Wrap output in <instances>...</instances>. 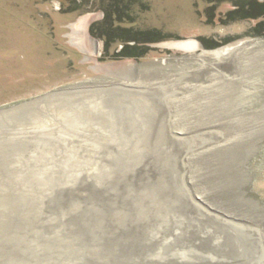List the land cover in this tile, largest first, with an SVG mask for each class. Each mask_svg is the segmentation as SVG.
<instances>
[{"label":"rangeland","instance_id":"rangeland-1","mask_svg":"<svg viewBox=\"0 0 264 264\" xmlns=\"http://www.w3.org/2000/svg\"><path fill=\"white\" fill-rule=\"evenodd\" d=\"M253 3H256V0H117V6L113 8L109 6V0H0V52H5L4 54L0 53V100L4 102V104H0V117L12 116L11 121H0V137L4 134L7 135L12 129H16L14 140L22 141L25 146L22 152L10 154L4 159V161L7 159L6 162L2 161L6 165L8 164V167L5 166V171L0 169V179H3L0 180V188L3 193H0V197H7L9 203L15 200L20 206L17 205L16 214L10 216V210L5 213L6 209H2L0 206V222L10 220L12 225L10 236L16 238V241L9 242L11 244L15 241L16 243L11 246L12 252L6 258H2L0 264H122L124 252L119 249L121 246L118 248L119 242L124 243L127 239L131 240V235L142 233L144 228L139 223L140 221H135V223L133 221L136 219L138 211L141 210L147 214L145 210L150 202L149 198L145 199V196L148 197L147 195L151 194V191L148 190H156V188L158 190L159 186L164 183L169 192L166 190L168 193H165L164 196L159 195L161 196L160 200L170 199L177 210L176 208L175 210L171 209L169 214L173 217L176 216L175 219H179L182 223H187L189 227L192 226L188 229L189 234L187 233L186 236L190 242L196 240L190 234L195 225L200 229L197 230L198 233H201L204 238L205 234L214 231L216 236H208L215 237L213 241L221 242L223 239H230L228 235L229 232L232 233V228L228 225L235 226L236 223L216 217L219 221L221 220L220 225H222L219 227L218 221L216 222L208 215L214 216L215 214L212 212L218 214L219 217L227 215L230 218L256 220L264 225V133L256 138L241 141L235 149L227 148V150L217 152L218 154L215 153L214 156L211 155L207 158L212 152L208 149V146L211 145H204V147L192 150L203 146L204 143L199 141L198 131H189L185 137L182 136L178 139L180 142L186 140L190 144H188L189 147L184 148L187 151V154H184L183 151L178 152L177 147L172 146L171 137L169 139L168 136L164 137L165 133L158 130L159 128L162 130L164 125L163 115L158 112L160 111L159 106L165 102L168 103V95H159V92L150 95L149 90H139L142 91L138 94L139 96L127 95L125 93L127 90L119 89L121 92L119 96L123 97L122 100L118 99L119 103L113 102V105H108L107 109L101 108L99 104L96 108L90 109H95L97 113L103 111L104 115H101L100 119L106 118L108 123L110 122V127L114 126L113 129H108V125L104 126L103 123L91 124L93 117L88 114L92 119L82 126L83 130L73 126L74 128L67 132L62 131L65 129L62 128V125L74 113L68 117L66 112L61 113L60 109L64 105V109L69 108L66 104L72 100H62V103L59 102L55 106L54 103L59 100L56 99L54 102L53 98L48 97L51 94L57 96L62 92H66L62 95H77L84 90H88L86 91L87 95H92L97 88L110 89L108 84L111 81L128 78L132 73L133 76L137 75L138 69L141 74H149L151 78L161 81L169 80L172 76L181 77L186 69L199 67L197 65L199 56L198 53L191 55L187 50L181 51L169 46L178 41L196 39L201 43L203 49L205 47L209 50L245 39L264 42L258 38L262 35L252 33L258 20L243 21L245 18H252V14L257 13L252 9ZM238 6L242 13L237 16L232 13ZM112 12L114 14L115 12L121 13L120 21L118 16L113 18L116 19L112 21L115 27L131 31L126 34L120 31L116 33L121 34L122 37L124 35V37L139 39L130 44H134L133 46L137 48L135 53H141L140 57L132 56L134 53H128V56H118L124 49V43L120 39L115 38L112 43L108 44L105 38L94 35L92 32V27L99 29L100 32L103 31L108 15ZM94 24L97 26H93ZM215 41H223V43L218 44ZM87 43H90L88 47H86ZM96 43L99 45V51L96 49ZM165 60L168 62L165 63ZM130 70L132 73L129 72ZM246 78V86L237 89L234 94L235 97H238L235 99L241 103V106L238 107V110H232L227 116H218V120L224 117L232 118L242 114L264 111V68L252 72ZM173 81L174 79L170 83L172 84ZM71 90H73L72 93ZM129 91L130 93L136 92L134 89H128ZM41 100L47 101L42 103ZM37 101L38 103L41 101V105H36ZM24 104L28 106L26 108L29 110L46 111V113L40 114V117L30 114V111L26 110L19 115L12 113L14 108L20 109ZM33 105L37 107H31ZM170 106L168 109L171 118L168 120L173 121L172 106ZM126 109H128L127 112L131 111L133 114L144 116L145 120L142 119L144 128L149 123L148 120L151 119L150 125L144 130L149 134L146 140L151 141L149 142L151 144H160L161 142L163 146L146 147L142 142L144 138H147L145 137L147 135L133 136L126 133L122 138L129 140L127 141L130 145H128L129 148L128 146L125 148L123 145L122 148L121 145L114 144L115 138L122 133L117 126L120 123L119 116ZM120 112L122 113L119 115ZM128 114L133 118V114ZM17 117L28 118L29 123L19 122ZM180 118L182 120L183 117L180 116ZM191 118L193 119V117ZM52 120H58V124L61 123L59 131L54 130L55 126L49 128L54 123L51 122ZM34 121L39 122L34 123ZM141 121L136 127H140ZM14 122L15 125H13ZM153 126H157L154 129L157 133L154 132V135L152 133L154 130L151 131ZM202 129L207 130L208 127ZM159 133L164 135L159 137ZM196 138H198V143H195ZM49 142L54 145L47 147L46 143ZM8 150L10 148L5 151ZM127 150L131 151L128 153ZM205 150L207 152L204 153ZM141 151H144L143 157H141L144 158V164L139 167H132L131 162L133 161L129 162V165L126 164L127 162H124L122 166L121 164L114 165L115 163H113L114 166L109 165L108 159L114 155H116L114 160L121 161L124 156L126 158L131 153L140 156L142 155ZM195 153H199V156H192ZM203 154L206 157H202ZM132 156L134 155L132 154ZM161 156H164V159ZM154 158H161V161H155ZM190 158L194 160L195 168H193L195 170L186 163V160ZM104 159L107 162L103 163ZM164 160L167 164L163 163ZM173 163H177V165L173 166ZM168 164L171 166L168 167ZM34 165H45L47 168L33 172L29 168ZM184 165L187 166L188 171L185 170ZM177 166L179 170H177ZM183 166L185 169L181 170L184 168ZM32 173L46 178L36 180L38 178L34 177L35 181L32 179L33 181L30 183L31 179L28 177V180L27 176ZM170 175L174 179L171 180ZM2 183L3 185H1ZM182 191L188 198L183 197ZM195 191L202 193L208 200L207 202L212 205L205 202L206 205L201 206L197 203ZM14 192L16 193L14 194ZM160 205L163 206L161 203ZM155 210L161 209L157 207ZM207 210L211 213L206 212ZM48 211L51 212L48 213ZM193 211L194 213H191ZM233 211L237 215L232 213ZM177 212L183 214L186 212L189 215L187 216L185 213L179 217L175 214ZM2 213H5L6 216ZM153 213L160 216L159 211ZM245 214H249L250 218L244 217ZM240 215L243 218H239ZM255 216L258 218H253ZM146 218H150L151 221L150 216ZM194 220L199 224L193 223ZM116 225H120L122 229L117 230ZM159 228L160 226L153 225L150 229L159 230ZM174 228L176 229L177 226L175 225ZM260 230L264 240L263 227L256 230L262 235ZM118 231L123 232V234L119 232V238L117 237L118 233L115 234ZM170 231L173 230L170 229ZM170 231L168 230V232ZM144 233L153 237L154 241L155 236L159 234L153 231ZM175 236L176 234L171 236L170 240H168V236L165 237L164 244L174 245ZM114 237L115 239H113ZM8 238H10L8 235L4 236L3 242ZM250 241L245 240L246 245L242 248H245L247 253L250 252L248 256L255 253V259L253 257L248 259L250 262H254L253 260L258 257L256 253L259 252L255 244ZM5 244L7 242L0 244V256ZM142 244L139 243L137 248L135 247L134 257L140 255L139 253H144ZM53 246L54 251L61 249L64 253L66 252L63 259L55 257V262L54 257L48 254L51 253L49 251H52ZM133 246L136 245L133 244ZM15 247H18L19 250ZM123 249L127 252L131 251L129 247ZM18 252L19 254H17ZM174 252L165 253L154 264H181L177 262V258H181L180 255H173ZM141 256L129 263L135 264ZM113 258H119V260L113 261ZM52 259L54 260L48 263ZM209 264H213V262Z\"/></svg>","mask_w":264,"mask_h":264},{"label":"bare ground","instance_id":"bare-ground-1","mask_svg":"<svg viewBox=\"0 0 264 264\" xmlns=\"http://www.w3.org/2000/svg\"><path fill=\"white\" fill-rule=\"evenodd\" d=\"M88 45H90V43H87L86 47H88ZM183 46H184L185 49H191L192 48L189 43H187V44H185ZM211 57H212L211 62H207V59H205L202 56V58H204V60L201 61L200 67H198L197 69H190V70L187 69L184 72L183 76L177 77V78L172 76L171 79L168 78L169 80H162L161 81L160 79L151 78V76L149 74H141L140 71H138L139 69L136 71L137 75L133 76V73L130 70L129 72L132 73V74H130L131 76L129 75L128 78H124V79L118 78L119 80H115V82L111 81V83L108 84V87L110 89H107V88L106 89L105 88L104 89H100V88L98 89L97 88L96 90H94L95 92L92 95H87L86 91H88V90H84V92L82 91L81 93H79L77 95L72 94L73 96L72 95H62L64 93H66V92H62L61 94H57V96H54L53 94L50 93L51 95L48 96V97L51 98V99L53 98L52 101H54V102H55L56 99L59 100V101H56L54 103L55 106L59 102H61L62 100H66V99L72 100L70 102L68 101V104H66V106H68L69 108L64 109L65 105L64 106L62 105L63 107L60 109V112L61 113H65L66 112V116L68 115V117H69V115H72L74 113L70 117V119L69 120L67 119L66 122H64L63 125H62V128L68 129V130L62 129V131L63 132H67V131H71V129L74 128L73 126H76V128H78V129L80 128V129L83 130L82 126L85 125L86 123H89L90 120L92 119V117H93V119H92V123L91 124L97 125V124H102L103 123L104 126L108 125V127H107L108 129H113L114 126L110 127V124H109L110 122L108 123L106 118H104L103 120L100 119L101 115H104L103 111L97 113L95 109H93V110H90V109L96 108L98 106V104L100 105L101 108H104V109L106 108L107 109L108 105H113V102H116V104L119 103L120 101L118 99L119 98L121 100L123 99V97L119 96L121 94L119 89H123L125 91L127 90L125 92L127 95H138V94H140L142 92V91H139V90H149L150 91L149 92L150 95H152V94L155 95V93H157V92H159V95H164V96L168 95V97H169L168 98L169 99L168 103L165 102V103H163L162 105L159 106L160 107V109H159L160 111H158V112H160L163 115L162 117H163L164 125H163V129L162 130L160 128L158 130H160L161 132L163 131V133H165L164 137L168 136V139H169V137H171L172 138V142H171V138H170V142H171L172 146L177 147L178 152L183 151L184 154H187V151H185V149L187 147H189L188 146L189 143L186 140H185V142H183V141L180 142L178 139L182 138V136L185 137L186 134H188L187 132H189V131H196V132L198 131V133H197V134H199L198 138H199V141H201L202 143L204 142L203 146H200V147L194 148V149L191 148V149L195 150V149H199L201 147H204V145H206V146L207 145H211V146H208V149L212 151V152H210V155L207 156V158H209V157H211V155L214 156V154L217 153V152L219 153L221 151L227 150V148L228 149H233V148L235 149V148H237L238 144L241 141L249 140V139H251L253 137L256 138L257 136H260V135H262L264 133V111H260V112L254 113V114H242V115H238V116H235V117H232V118L224 117V118L218 120V116H220V117L227 116V115L230 114V112L232 110H238V107L241 106V103L236 101L237 99H235V98H238V97H235L234 94L237 91V89L246 86L245 84H246V80H247L246 77L247 76H249L252 72L254 73L255 71H258L259 68L264 66V47L260 46V45H257V44L246 43V45L243 44V45L235 46L233 48H231V47L226 48V50L222 49V50L213 52ZM113 69L116 70V68H113ZM110 70H112V67H110ZM172 79H174V81H173L174 83L172 82L173 85L170 83L172 81ZM102 87H105V86H102ZM128 89H134V91H136V92L130 93V91L128 92ZM68 91L70 92V90H68ZM72 91L73 90H71V93H72ZM123 93H124V91H123ZM143 97H144V95H143ZM150 98H151V96H150ZM41 101H42V103H44L47 100H41ZM41 101H39V103H38V101L35 102L36 105H39ZM35 103L33 102V104H35ZM69 104H71V105H69ZM25 105L26 104L22 105L21 106L22 108L20 107V109L19 108H14L15 110L13 109L12 113L16 114V115L17 114L19 115V114H21V112H23L25 110L26 111H30L29 112L30 114L32 113V115H36V116H39L40 114H45L46 113V111H38V112H36V110H29V108H26L28 106H25ZM36 105H33L31 107H35ZM170 105L172 106V112H173V118H174L173 121H169L168 120L169 118H171V115H170L171 113H170V111L168 109V107ZM88 110H89V112H87ZM127 110L128 109H126L125 112H123V113L122 112L119 113V115L121 113L122 114L119 116L118 121L120 123L117 124V126H118V129L122 131V133H121V135L117 136V138H115L116 141L114 140L115 143L114 142L113 143L114 144H118V146L121 145V147L123 145V147L126 148L129 145L128 142H127L129 140H124L122 138L123 134L126 133L127 135H133V136L134 135H136V136L137 135H141V136L142 135H147V136H145L147 138H144V141L142 140L143 141L142 144L144 146H146V147L150 148V147H152V145H153V147L163 146V143H161V142H160V144H156V143L151 144V143H149L151 141L146 140V139H148L149 134L147 132H145L144 130L146 129V127L148 125H150L151 119L148 120L149 123H147L146 127L144 128L143 127V125H144L143 120H145L144 116L141 117V116H139V114H133L131 111L127 112ZM63 111H65V112H63ZM152 111H153V109H152ZM128 113L133 114L132 115L133 118H131V116ZM88 114H91L92 117H89ZM169 115H170V117H169ZM125 116H127V117H125ZM180 116L183 117L182 118L183 121L181 120ZM124 117H125V119H124ZM191 117H193V119ZM17 118H14V119H17ZM61 118H59V119H61ZM139 118H141V119H139ZM10 119H12V116L0 117V121H2V120L11 121ZM188 120H191V122H188ZM17 121H19V122H24L25 121L26 123H29L28 118H22V119L18 118ZM61 121H62V119H61ZM140 121H141L140 127H136V125H138L140 123ZM38 122L34 121V123H38ZM51 122H54V123L51 124V125L49 124L50 125L49 128H51V127L54 128V126H55L54 130L59 131L58 129L61 128V123L58 124V120H52ZM44 123H46V122H44ZM17 124H20V123H17ZM13 125H15V122H14ZM123 125H124V127H123ZM26 126H28V125H26ZM41 127H43V126H41ZM153 127L154 128H152L151 131L156 129L157 126L156 127L153 126ZM206 127H208L207 130L206 129H202V128H206ZM54 130H53V132H54ZM16 132H17L16 129H14V130L12 129V131H10L7 135L4 134V136L0 137L1 138L0 139V159H1L0 160V165H1L0 169H1V171H5L4 170V169H6L5 166L8 167V164L6 165L4 163V162L7 161V159L4 161V159L7 158V156H9L10 154H14V153H20V152H22V149L25 148L24 144H22L23 143L22 141L14 140ZM46 132H48V131L46 130ZM154 132H156V131L155 130L152 131L153 135L155 134ZM163 133H161V134L159 133L160 134L159 137H162L164 135ZM65 134H67V133H65ZM127 137H125V138H127ZM198 138L195 139V143L199 142ZM34 139H36V138H34ZM160 139L163 140L164 138H160ZM165 140H166V138H165ZM137 141H138V138H137ZM168 142H169V140H168ZM168 142H166V143H168ZM5 143H6V145H4ZM108 143L110 144V142H108ZM2 144H3V146H2ZM46 144H47V147L54 145V143L52 144L50 142L46 143ZM138 144H140V143H138ZM21 145H22V147H21ZM129 146H128V148H129ZM233 146H235V147H233ZM2 147H3V149H2ZM8 148H10V150L5 151ZM119 151H120V149H119ZM130 151L131 150H127L128 153ZM163 151H164V149H163ZM172 151H173V149H172ZM143 152L141 151L142 155H140V156L136 155L135 153H131L130 154L131 156L129 155L130 157L128 156V157L125 158V156H124V158L122 157L123 159H121V161L114 160L115 159L114 156L116 157V155H114L113 157L108 159V162H110L109 165L110 164L113 165V163H115L114 165H118V164L120 165L121 164V166H122V164L124 162H127L126 164L129 165L130 164L129 162L133 161V162H131L132 163L131 166L132 167H134V166L139 167L141 164H144V161H143L144 158H141V157H143ZM150 152H152V151H150ZM203 152L205 153V152H207V150H205ZM121 153H122V151H121ZM139 153H140V151H139ZM148 153H149V151H148ZM132 154L134 156H132ZM198 154L199 153H197V154L195 153L192 156H195V155H198ZM123 155H125V154H123ZM202 157H206V156H204V154H203ZM161 158L164 159V156L163 157L161 156ZM161 158H158V159L154 158V160L155 161H161ZM149 159H150V157H149ZM192 159H193V157H192ZM192 159L191 158L187 159L186 163L192 169H194L195 165L193 163L194 160H192ZM104 160L105 161H103V163L107 162L106 159H104ZM154 160H153V162H154ZM2 161H4V162H2ZM163 163L167 164V162H165V160H164ZM177 163H179V162H177ZM177 163H173V166L177 165ZM112 165H110V166H112ZM169 166H171V165L168 164V167ZM184 166L186 167V169H185ZM184 166H183L184 168H182L181 170H183V169L187 170V166L186 165H184ZM46 168H47V166H45V165L44 166L43 165H34L33 167H30L29 169L33 170V172H36L38 170L40 171L41 169L45 170ZM163 168H164V166H163ZM163 168L161 169V171L163 170ZM177 168H178V166H177ZM172 169H173V167H172ZM177 170H179V168ZM189 171H190V169H189ZM169 173H168V175H169ZM192 174L194 175V171H193ZM47 175H49V174H47ZM54 175H56V174H54ZM179 175H180V173H179ZM4 176H6V175H4ZM157 176H159V175H157ZM170 176H171V180H172L173 176L172 175H170ZM170 176H168V177H170ZM189 176H191V175H189ZM28 177H30V179H31V181H29L30 183L33 181L32 179H34V181H35L36 177L38 178L36 180H40V179L44 180V178H46L44 176L42 177V175L38 176L37 173H32V175H28L27 179L29 180ZM64 177H65V175H64ZM4 178H6V177H4ZM65 178H67V177H65ZM165 179H167V178H165ZM68 181H69V179H68ZM164 182H162V183H164ZM162 183H160V184H162ZM169 184H171V182H169ZM1 185H3V183ZM164 185L162 184V186H159L158 190H157V188H156V190H154V189L148 190L149 192L151 191V194L150 195L148 194L147 195L148 197L145 196V199L149 198V202H150L147 210H145V211H147V214H144V212H142L140 210L141 212L138 211V215H137L136 219L133 221L134 223H135V221H138V222L140 221L139 223L142 224V225L141 224L140 225L144 228L142 233H135L134 232L135 234L131 235V240L127 239L124 243L119 242L120 245H118V248L121 246V248H119V249H122V251L124 252V257L122 258L124 262H121L122 264H128L129 262L131 263L132 261H134L140 255H142V256L139 258V260H137V262L135 264H147V263L148 264H154L156 261H158V258H161L163 255H165V253L170 254L172 251H175L173 253V255L174 254L180 255L181 258H177V260H178L177 262H179L181 264H202V263L203 264H209L211 262H213V264H264V248H263L264 247V240H263V233L260 230L261 233H262V235H261L258 231H256L259 227H260V229H261V227H263V230H264V225H263L262 222L256 221L254 219H253L254 221L247 220V219H244L243 216H241V215H240L239 218H243L244 220L243 219H236V217L235 218H230L227 215H225V216L220 215L221 217H219L218 214L212 212V214H215L214 216L210 215V214H208V215H209V217L211 219H215L216 222L218 221L217 223L219 224V227L222 225V224L220 225V221L222 219H224L225 221H228L230 223H232L231 221H233L234 224L236 223L235 226H232L231 224L228 225V227L232 228V230H231L232 233L229 232V235H228L230 237V239L229 238L228 239H223L221 242H218L217 240H215V241H217V242H215V241H213L215 237L214 238L213 237H208V236H216V233H214V231L213 232L210 231V233L207 234V235L205 234L206 237L204 238V237L201 236V233H198V231L200 229L196 228V225H195L194 230L190 234L193 237H195L196 240L193 241V242H190L189 238H187L186 236L189 234L188 233V229L190 227H192V226L189 227V225L187 223H182L179 219H175L176 216L173 217V215L169 214L171 209L175 210V208H176V207L173 206V203L170 202V199L169 200H167V199L166 200H164V199L160 200L161 196H159V195L162 194V196H164L165 193L169 192V190H167V186H166L165 183H164ZM74 188H75V186H74ZM149 188H153V187H149ZM159 189H161V190H159ZM166 190L168 192H166ZM171 191H170V193H171ZM202 192H204V191H202ZM0 193L3 194L1 188H0ZM15 193L16 192H14V194ZM37 193H39V192H37ZM195 193H196L197 203H199L201 206H205L206 205L205 202H207L208 200L206 198H204L202 193L197 192V191H195ZM171 194H173V192ZM183 194H184V192H183ZM20 196H22V195H20ZM183 197L188 198V196L186 194H184ZM210 198H212V197H210ZM7 199L8 198L7 197L5 198L4 196L0 197V206H1V208L2 209L3 208L6 209L5 213H7L10 210L9 211V216L13 215V214H16V208H17L16 206L18 204L15 202V200H14V202H10L9 203V200H7ZM15 199H18V198H15ZM162 202H164V203H162ZM160 203L163 204V206H161ZM169 203H170V205H169ZM209 205L211 206L212 203H210ZM187 206L190 207V205H188V204H187ZM157 207L160 208L161 210H155V208H157ZM161 207H163V208H161ZM176 210H177V208H176ZM157 211H159L160 216H157V214L153 213V212H157ZM198 211H200V210H198ZM49 212H51V211H48V213ZM195 212H196V210H195ZM206 212H209V211L207 210ZM5 213H2V214H4V216H6ZM191 213H194V211L191 212ZM209 213H211V212H209ZM232 213L236 214V212H234V211ZM175 214L178 215L179 217H182V215H184L181 212L180 213L177 212ZM0 215H1V213H0ZM185 215L188 216L189 214L186 213ZM7 216H8V214H7ZM147 216L151 217V221H150V218L149 219L146 218ZM249 216H250L249 214H245L244 215V217H247L248 219L250 218ZM216 217H218L221 220L219 221L218 219H216ZM253 218H258V217L255 216ZM77 219H79V218H77ZM229 220H231V221H229ZM236 220H238V222H235ZM258 220H260V219H258ZM171 222H173V224H171ZM193 223H195L197 225L199 224L195 220H194ZM125 224H126V222H125ZM165 224H167V226H165ZM153 225L160 226L159 230L158 229L151 230L150 228ZM175 225L177 226L176 229L174 228ZM119 227H120V225L117 226V230L118 229H122L121 227L120 228ZM11 228H12V225H11V221L10 220H8V221L5 220V222H3V223L0 222V244L7 242V244H5V247L4 248L2 247L3 248V252H1L2 255L0 256V260H2V258H6L9 255V253L12 252V248H11L12 244H16L15 243V241H16L15 239L16 238L14 239L13 236H10L11 235ZM169 228L172 229L173 231H170ZM168 230L170 232H168ZM148 231H153L155 233H159V234H157L155 236V241H154V239H152L153 237H149V236L145 235V233L143 234V232H148ZM119 232L120 231L115 233V234L118 233L117 234L118 238L120 236ZM125 232H127V231H125ZM237 232H238V234H237ZM120 233L123 234V232H120ZM30 234L32 235V233H30ZM175 234H176V236H175V238L173 240L175 242L174 245L171 246V245H168V244H164L165 237L167 238V236H168V240H170V237L175 235ZM6 235H8V237H10V238H8V240L3 242L4 236H6ZM26 235H28V234L26 233ZM22 236H24V235H22ZM234 237H236V238L239 237V238H237V239L235 238V240H234ZM29 238H30V236H29ZM9 239H11V240H9ZM113 239H115V237ZM13 240H15V241L10 244L9 242L13 241ZM245 240H248V241L251 240L255 244L256 249L259 252V253H256V255H258V257L256 258V260H253L254 262H250L248 259H251L252 257H253V259H255V253H251V256H248V253H250V252L247 253V251H245V248H242L243 246L246 245L244 243ZM128 241H131V242H128ZM251 241H250V243H251ZM135 242H137L138 244L139 243H143L142 244L143 245V249L142 250H144L143 254L139 253L140 255H137L136 257H134V255L136 253L135 247L137 248L138 244L135 243ZM131 243H133L136 246H133V244H131ZM146 246H148L149 248L146 247ZM122 247L123 248L129 247L131 251L127 252ZM15 248H17V250H19L18 247H15ZM22 248H24V247H22ZM24 249H26V248H24ZM179 251H181V252H179ZM254 251H256V250H254ZM14 252H15V250H14ZM49 252H51V253H48V254H50V256L54 257L55 262H56V258L55 257L63 259L64 258V254L66 253V252L64 253L63 250H61V249L59 251H54V246H53L52 251H49ZM37 253H39V252H37ZM17 254H19V252ZM53 254H54V256H53ZM37 255H39V254H37ZM39 256H41V255H39ZM54 259L50 260L48 263H51ZM112 260L113 261H117V260H119V258L118 259L117 258H113ZM257 261H259V263H257ZM3 264H5V263H3ZM51 264H53V263H51Z\"/></svg>","mask_w":264,"mask_h":264},{"label":"flooded vegetation","instance_id":"flooded-vegetation-1","mask_svg":"<svg viewBox=\"0 0 264 264\" xmlns=\"http://www.w3.org/2000/svg\"><path fill=\"white\" fill-rule=\"evenodd\" d=\"M252 5H253L252 9L255 10L257 13L252 14V18H248V19L245 18V19H243V21H248L249 19H253L254 21L258 20V23L255 25L254 30H253L252 33L253 34L262 35V36H260L258 38H260L261 40H264V20H262V18H264V0H256V3H253ZM240 13H242V11H240V7L238 6L236 8V10L232 14H236L238 16ZM81 33H83V32H81ZM225 41L227 42V39ZM215 42L218 43V44H222L223 43V41H221V42L215 41ZM187 43H189L191 45V47H192L191 49H185L184 48L183 45H185ZM246 43L257 44V45H260V46L264 47V42H262V41H258V40H254V39L253 40L252 39H249V40L245 39V40H241V41H239L237 43H234V44H223V45H221L219 47H215L212 50H209V49L205 48L204 46H203L204 47V49H203L201 43L198 40L192 39V38L191 39H186V40H183V41H178L177 43L170 44L169 46H171V47H173V48H175L177 50H181V51H186L187 50V51H189V53L191 55H195V54L198 53L199 59L197 60V65L200 67V63H201L202 60H204V58L207 59V62H211V59H212L211 55H212L213 52H216V51H219V50H222V49L226 50V48H229V47L233 48L235 46H239V45H243V44L246 45ZM95 45H96L97 51H99V45H97V43ZM93 47H94V45H93ZM131 47L132 46H130V48H124V49H126L127 52H134L136 49H131ZM94 51H96V49H94ZM0 53L4 54L5 52H0ZM202 56L204 58H202ZM2 57H4V56H2ZM4 58H6V57H4ZM164 62L167 63L168 60H165ZM262 68H264V66L259 68V69H262ZM0 104H4V102L0 100Z\"/></svg>","mask_w":264,"mask_h":264},{"label":"trees","instance_id":"trees-1","mask_svg":"<svg viewBox=\"0 0 264 264\" xmlns=\"http://www.w3.org/2000/svg\"><path fill=\"white\" fill-rule=\"evenodd\" d=\"M116 2H117V0H109V6L115 8L117 6ZM116 16H118V20L120 21L121 20V13L115 12V14H114L112 12V14L108 15V20L105 22L104 30L100 32V31H98L99 29H96L95 27H92V32L94 33V35H97L99 37L105 38L107 40L106 42L108 44L112 43L115 38H118L124 43L123 48H130V46H132L131 49H137L135 46H133L134 44L131 45L130 43L132 41H137L139 39H137L135 37H129V36L124 37V35L122 37L121 34L120 35L117 34L118 31L124 32V34L129 33L131 31H129V29H126V28L115 27V25L113 24L112 21L116 20V19H113V18H116ZM93 26H97V25L94 24ZM135 51L134 52H127L126 49H123V51L118 56H121V57L122 56H128L127 55L128 53H134V54H132V56L140 57L141 53L140 54L139 53H135Z\"/></svg>","mask_w":264,"mask_h":264}]
</instances>
